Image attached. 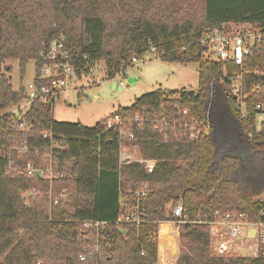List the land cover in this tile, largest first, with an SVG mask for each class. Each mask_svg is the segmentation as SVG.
Wrapping results in <instances>:
<instances>
[{
    "label": "trees",
    "instance_id": "trees-1",
    "mask_svg": "<svg viewBox=\"0 0 264 264\" xmlns=\"http://www.w3.org/2000/svg\"><path fill=\"white\" fill-rule=\"evenodd\" d=\"M228 23L263 30L264 0H0V264H157L160 222L174 218L172 207L178 202L189 219H212L217 211L262 218L264 119L257 129L261 111L254 103L264 102V90L255 89L258 83L264 86V45H252L242 65L204 58L203 39L215 27L226 30ZM58 38L68 53L59 60L69 62L78 76L103 61L112 79L134 64L133 57L144 59L149 53L163 61L197 63L195 89L159 87L113 111L134 132L123 141L157 159L153 171L139 161L119 164L120 133L106 126L113 112L93 126L58 121L53 102L35 99L23 128L16 115L6 112L24 99L26 87H13L5 59H18L22 71L34 59L38 78ZM235 71L242 74V93L249 94L245 111L233 92ZM206 120L208 131L191 138L184 123ZM45 130L65 146L54 151L58 167L67 160V173L52 182L9 166L10 160L13 167L29 161L43 166V149L49 145L42 137ZM21 145L28 146L25 153H19ZM145 182L142 221L117 224L120 187ZM30 187L37 193L26 198L22 189ZM51 187L53 196L66 190L52 205ZM92 219L109 221L101 228L106 238L98 259L82 260L83 223ZM182 226L189 253L177 264H264L260 249L253 255L214 254L209 222Z\"/></svg>",
    "mask_w": 264,
    "mask_h": 264
},
{
    "label": "built area",
    "instance_id": "built-area-1",
    "mask_svg": "<svg viewBox=\"0 0 264 264\" xmlns=\"http://www.w3.org/2000/svg\"><path fill=\"white\" fill-rule=\"evenodd\" d=\"M255 43H260L264 45V29H258L252 27L250 24L244 23L237 29L236 32H227L226 30L220 29L218 27L213 28L206 37L203 39V57L212 60H231L237 65H242L244 57L250 52V48ZM68 56L67 51L64 49L63 40L58 38L51 42L46 58L50 61L45 63L41 69L38 78L36 75L32 82L26 87V96L22 101L15 104L16 111L20 113V116L16 115L14 110H6L9 114L16 115L19 127H26V120L24 118L26 112L31 107L35 99H40L45 102L54 103L56 98L67 89L68 80L72 76H76L75 69L67 61L59 60L64 59ZM148 54L145 55V58ZM59 60V61H58ZM141 59L138 57H133V61L138 62ZM48 78V79H45ZM231 78L233 80V92L239 101L240 107L245 111V101L249 94L242 93V74L240 71H235ZM38 79V80H37ZM121 85L125 84L124 80L120 81ZM257 91L264 90L262 83H258L255 86ZM255 108L260 110L264 114V102L258 101L254 103ZM183 113H189L188 108L183 109ZM140 116L137 114L135 120H139ZM130 122V119H128ZM127 121V122H128ZM125 118L116 112H113L106 120L107 128H113L119 131L120 141H119V164H125L131 161L141 162L147 172L153 171L157 159L145 157L140 154V156H135L132 152L128 150V145L123 141V137H134V132L131 129H125ZM194 124L189 126L188 122L184 123V126L190 127L191 138H197L202 132H207L209 127V120L206 122L194 121ZM201 127H197L196 124ZM42 137L49 141V145L46 146L43 151L44 165L36 167L33 162H27L23 167H13V161L10 160L9 166L13 168L14 171H23L29 175L34 173L40 176H46L50 182L53 181L55 177L65 175L67 173V160H64L61 168L58 167V161L55 157L54 151L59 152L65 149V146L61 144L58 140V136L51 130H45L42 132ZM28 146L21 145L18 147L19 153H25ZM41 149L36 148V154L40 155ZM149 184L148 182L142 183L134 188L122 189L120 197L121 211L117 215L116 223H136L139 224L142 221L144 215L143 209V198L147 193ZM37 193L36 187L23 188L22 194L24 197L29 198ZM50 198L52 203H57L60 196L66 195V190L60 191L58 196H53L52 187L50 188ZM172 214L174 218L172 220L178 222H209L211 225H215L219 231L223 227L226 235L220 236L216 243V252L219 254H226L231 250L234 242L239 239H245L253 242V247L260 249L264 254V212H261V219L252 220L244 212L231 211L227 213H221L217 211L215 217L208 219L207 217L202 218L200 215L189 219L186 213V209L183 207L181 202L176 203L172 207ZM164 220V221H172ZM163 222V221H162ZM108 220H85L83 223V235L86 241L83 251L80 253L79 257L82 260L88 258H99L102 253V240L104 237L101 234V228L108 225ZM254 228L255 232L253 236H249V230ZM125 234L126 231L122 229ZM254 241H257L256 243ZM257 249V250H258ZM256 254V253H255ZM40 264V263H39ZM246 264V263H244Z\"/></svg>",
    "mask_w": 264,
    "mask_h": 264
},
{
    "label": "rangeland",
    "instance_id": "rangeland-1",
    "mask_svg": "<svg viewBox=\"0 0 264 264\" xmlns=\"http://www.w3.org/2000/svg\"><path fill=\"white\" fill-rule=\"evenodd\" d=\"M243 25L228 23L225 28L227 32H236ZM3 66L7 74L11 77V82L15 89L21 84L25 87L33 81L35 76L36 62L29 59L22 71L18 59H5ZM125 84L121 85L120 81ZM114 84H117L114 87ZM198 86L197 63H180L163 61L153 53H149L144 59L135 62L127 67L123 72L117 73L112 79L106 75L104 62L98 61L93 64L88 72L83 71L76 76H72L64 90L53 105V118L58 121H80L81 123L93 126L101 118L112 113L119 106H129L146 92L153 91L159 87L167 89H195ZM121 87V88H120ZM9 110H14L12 105ZM264 114L257 115V129H260ZM128 150L135 156H140V148L136 145H129ZM160 222V257L157 264H177L182 255L189 253L188 246L183 242L182 231L183 222L167 221L166 229ZM165 226V225H164ZM226 229H219L211 226L212 251L216 252V243L219 234L225 236ZM255 243L257 241H254ZM253 242L239 239L231 247L230 254L253 255L258 253V248L253 247Z\"/></svg>",
    "mask_w": 264,
    "mask_h": 264
},
{
    "label": "water",
    "instance_id": "water-1",
    "mask_svg": "<svg viewBox=\"0 0 264 264\" xmlns=\"http://www.w3.org/2000/svg\"><path fill=\"white\" fill-rule=\"evenodd\" d=\"M114 87H115V86H114ZM254 232H255V229L252 228V229L249 230L248 235H249V236H253V235H254Z\"/></svg>",
    "mask_w": 264,
    "mask_h": 264
},
{
    "label": "crops",
    "instance_id": "crops-1",
    "mask_svg": "<svg viewBox=\"0 0 264 264\" xmlns=\"http://www.w3.org/2000/svg\"><path fill=\"white\" fill-rule=\"evenodd\" d=\"M114 86L116 87L117 84H114ZM120 88H121V87H120ZM163 222H165V223H162L161 225L163 226L164 229H166V227H168V225H166V224H167V221H163ZM164 225H165V226H164Z\"/></svg>",
    "mask_w": 264,
    "mask_h": 264
}]
</instances>
